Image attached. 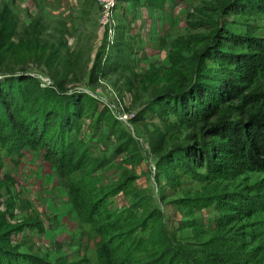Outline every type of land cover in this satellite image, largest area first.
Listing matches in <instances>:
<instances>
[{"label": "rangeland", "instance_id": "374dc122", "mask_svg": "<svg viewBox=\"0 0 264 264\" xmlns=\"http://www.w3.org/2000/svg\"><path fill=\"white\" fill-rule=\"evenodd\" d=\"M259 6L115 0L106 22L98 0H0V88L19 91L28 76L60 88L63 106L65 95L83 98L65 164L0 131L2 248L36 264H107L109 244L119 264H264V171L226 152L211 163L218 140L162 100L228 83L259 100L250 112L264 111ZM196 142L202 161L159 165ZM113 219L123 228L96 230Z\"/></svg>", "mask_w": 264, "mask_h": 264}, {"label": "trees", "instance_id": "16d2710c", "mask_svg": "<svg viewBox=\"0 0 264 264\" xmlns=\"http://www.w3.org/2000/svg\"><path fill=\"white\" fill-rule=\"evenodd\" d=\"M255 1L264 12V0ZM21 82L25 84L19 91L14 90L12 84L5 90L0 88V131L5 129L10 134L24 136L51 153L59 165L65 164L68 154L66 134L75 130V123L71 118L76 117L79 111H83V98L65 95L66 102L63 106L60 88H41L37 81L28 76L19 78L17 85ZM164 99L163 103L168 105L171 113L198 121L206 136L218 140L207 149L206 158H209L211 163L214 162L216 166L226 163L222 159L223 153L226 152L237 155L250 168L264 171V111L257 114L250 112V109L254 110L260 106L259 100H254L251 96L245 99L238 87L228 83L218 84L212 88L196 83L190 86L185 94ZM232 101L240 103L231 105ZM224 104L225 111L228 110L233 119L224 117V111L219 110ZM214 116L218 120L209 122ZM190 138L192 139L191 136ZM198 147L199 144L196 142L194 150L188 146L181 153L179 150L176 154H164L159 157L158 163L161 167L172 169L179 163L182 166L185 160L200 162L204 151ZM209 167L210 164L205 165L207 170ZM122 228L123 226L118 225L117 220L113 219L105 227L98 225L96 230L99 233H112ZM0 243H7L6 234H0ZM100 250L107 264H119L115 260L116 249L110 244L106 247L103 245ZM134 260L126 264H156L154 260L147 262L137 258ZM33 261L34 259L26 254L15 249L2 248L0 245V264H36Z\"/></svg>", "mask_w": 264, "mask_h": 264}, {"label": "built area", "instance_id": "2783aa9c", "mask_svg": "<svg viewBox=\"0 0 264 264\" xmlns=\"http://www.w3.org/2000/svg\"><path fill=\"white\" fill-rule=\"evenodd\" d=\"M104 19H108L115 0H98ZM107 22V20H106Z\"/></svg>", "mask_w": 264, "mask_h": 264}]
</instances>
